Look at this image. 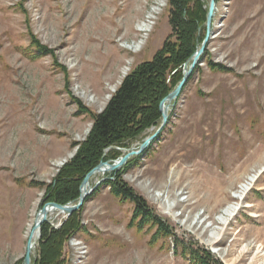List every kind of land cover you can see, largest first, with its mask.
I'll return each mask as SVG.
<instances>
[{"label": "rangeland", "instance_id": "1", "mask_svg": "<svg viewBox=\"0 0 264 264\" xmlns=\"http://www.w3.org/2000/svg\"><path fill=\"white\" fill-rule=\"evenodd\" d=\"M158 1L0 0V264H24L28 225L89 137L91 114L176 41L170 0L150 32H138ZM200 1L208 17L211 0ZM32 34L53 55L37 58ZM207 34L206 19L198 49ZM168 114L150 148L91 179L103 181L75 212L80 228L65 239L63 264H195L190 246L208 264H264V0L216 1L205 51ZM162 121L101 162L139 151ZM118 175L169 233L150 219L140 226L136 204L106 183ZM230 206L237 213L220 224ZM58 212L46 222L54 229L75 214ZM33 253L37 264L39 242Z\"/></svg>", "mask_w": 264, "mask_h": 264}, {"label": "trees", "instance_id": "2", "mask_svg": "<svg viewBox=\"0 0 264 264\" xmlns=\"http://www.w3.org/2000/svg\"><path fill=\"white\" fill-rule=\"evenodd\" d=\"M171 25L176 41L166 42L150 62L142 64L123 82L106 110L98 115L91 114L93 128L87 140L80 144L76 157L59 172L55 182L47 186L44 205L58 203L68 205L77 203L81 196V186L86 176L103 160L105 151L111 147L126 148L124 143L134 140L145 130L157 126L163 120L160 111L161 101L175 88L182 74V66L196 53L201 41L199 33L207 19V10L200 0H170ZM33 47L39 54L37 58L53 55V52L41 44L32 34ZM174 71L170 85L168 78ZM179 73L180 79L175 80ZM82 112H86L81 103H77ZM89 113V112H88ZM113 194L136 204L134 218H141L144 224L148 219L159 222L163 230L168 229L158 219L147 203L116 176L114 181H106ZM78 214H73L59 229L45 223L41 227L39 241V259L37 264H63V244L71 232L80 228ZM162 223V224H161ZM187 251L195 264H208L199 247Z\"/></svg>", "mask_w": 264, "mask_h": 264}, {"label": "water", "instance_id": "3", "mask_svg": "<svg viewBox=\"0 0 264 264\" xmlns=\"http://www.w3.org/2000/svg\"><path fill=\"white\" fill-rule=\"evenodd\" d=\"M216 1L217 0H211L210 1V6H209V11H208V17H207V37L205 41L203 42L202 46L200 49L196 51V53L191 57V59L186 63L185 65V75L181 83L177 86V88L168 95L167 98L163 100V102L160 105V110L163 115V121L161 127L158 129V131L149 137L148 139L145 140L143 145L141 146L139 151H131L128 155L123 157L118 163L110 165L108 163L101 162L100 165H98L95 169H93L85 178L82 186H81V196L79 199L78 204H73L70 203L68 205H61L58 203H47L40 211V214L42 216V219L40 220L38 226L40 228V235H41V226L42 224L46 223L48 221V215L49 211H60L61 213H64L68 216H71L73 213L77 212L80 210V208L83 206L85 200L87 199L88 196L92 194L93 191H95L98 187V185L103 181H101L98 185L95 187L91 186V179L94 176H97L99 173H101L104 169H107V171H115L119 168H122L127 162L131 159V157L135 155H140L143 152H145L148 148L151 147L153 142L157 139L158 135L160 132L165 128V126L168 123V118H169V109L171 105H173V102H176L177 99L180 97L184 87L186 86L191 74L195 70L200 57L205 51L206 44L209 40V33L211 31V26H212V21L214 17V12L216 8ZM32 249H33V244L31 243V240L28 242L27 246V253L24 259V264H31V254H32Z\"/></svg>", "mask_w": 264, "mask_h": 264}, {"label": "bare ground", "instance_id": "4", "mask_svg": "<svg viewBox=\"0 0 264 264\" xmlns=\"http://www.w3.org/2000/svg\"><path fill=\"white\" fill-rule=\"evenodd\" d=\"M163 0H159L157 3V8H153L151 10V14L149 16L146 17V20L144 22V25H142L139 29L138 32L142 33V34H147L148 32H150V27L153 24L152 21L155 19V16L159 13L161 7H163ZM143 38V37H142ZM141 45V42L139 43L138 46L133 47V46H126V48H128L129 50H133V51H138V47ZM99 93V92H98ZM90 103H93V100L89 101ZM107 169H104L101 173H99L100 175L104 174L106 172ZM98 174V175H99ZM249 184H247L245 187L243 186L242 191H240L241 196H243L244 194L247 193L249 186L254 182L253 180H249ZM248 188V189H247ZM158 199V198H157ZM237 199H240V196L237 197ZM239 208L235 207V206H230L228 207L223 213H222V218H223V222H220V224H226L230 221V219L234 216L235 213H237V210ZM56 214H59L58 211H49V215L48 217H53ZM60 215V214H59ZM42 219V216L40 214V212L35 213L33 215V219L31 221V223L28 225V229H27V239L31 240V243L33 244V249H32V253L35 251L36 246L40 240V228L38 226L40 220ZM213 236V235H212ZM216 238V235H214L212 237V239ZM34 254V253H33ZM35 261V260H34ZM253 261V260H252Z\"/></svg>", "mask_w": 264, "mask_h": 264}]
</instances>
